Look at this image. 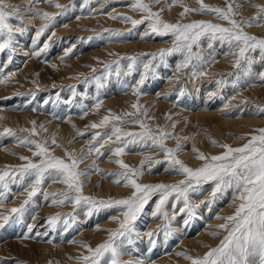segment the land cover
<instances>
[{
	"label": "rangeland",
	"instance_id": "1",
	"mask_svg": "<svg viewBox=\"0 0 264 264\" xmlns=\"http://www.w3.org/2000/svg\"><path fill=\"white\" fill-rule=\"evenodd\" d=\"M7 2L20 6L22 11L17 15L25 17L22 23L28 30L16 35L10 46L14 51L0 52V81H3L0 83V172L6 169L10 172L5 181H0V217H9L7 222L0 218V224H4L0 228V264H85L80 257L90 254L84 245L94 249L107 241L108 230L119 228L126 210L120 205L93 208L83 201L75 204L65 200L59 193H67L69 197L76 193L69 192L58 177L47 173L40 190L29 199L35 177L20 178L19 166L26 163L20 157L27 156L37 163L40 157L33 156L37 150L34 145L22 144L21 139L26 137L45 144L52 155L66 162L70 161L65 150L77 157H86L78 166V171H85L81 177L83 195L108 201L128 198L134 191L123 186V177L109 175L124 171L114 162L117 159L133 168H139L143 161V175L133 177L141 184H175L186 179L175 170L166 171L170 168L167 156L151 140L128 143L124 154L115 156L113 150L132 138L116 141L112 136L108 140L114 125L121 132L144 130L139 124L121 123L111 117L104 126L91 127L110 113L121 116L124 121H143L153 135H158L159 129L171 133L165 147L176 148L179 144L176 157L193 169L204 163L196 158L194 148L208 156L219 155L224 149L211 143L212 140L241 147L257 134L256 129L264 128V114L259 112L264 107V79L260 77L264 72V57L259 48L246 53L253 62L251 72L245 75L234 67L235 53L239 51L236 43L211 40V33H206L192 45L193 56L187 67H179L189 55L186 49L160 56L161 50L167 51L177 44L172 33L163 36L153 33L149 27L152 20L146 19L135 26L124 22L125 16L136 20L145 16L132 9L133 0H89L87 4L84 0H54L64 5L63 9L48 0H37L32 6L39 12L59 13L38 40L36 30L46 21L39 16L31 19L32 13L23 11L29 6L27 0ZM143 2L169 23L205 21L231 27L217 14L206 10L180 15L184 5L199 9L201 0ZM202 3L225 10L231 3L236 13L233 19L237 22L259 16L251 26H242L249 35L264 38V15L252 6H264V0H202ZM10 22L14 31L21 23L14 19ZM45 43L49 47L39 57L32 54ZM241 64L245 67L243 61ZM142 76L145 79L140 84ZM137 88L139 95L134 92ZM97 103L101 105L98 109ZM134 103L142 107L133 109ZM33 121L36 135L22 131L31 129ZM5 128L15 135L5 133ZM96 133L100 135L94 140ZM105 140L107 143L99 147ZM90 146L99 148V152H89ZM4 183H8L7 189ZM192 184L194 187L187 193L192 213L185 207L184 198L177 200L174 193L162 209L167 212L168 220L162 214L153 215L160 193L151 194L133 222V243L129 245L126 237L116 240L117 245H122V264L126 261L191 264L178 253L202 257L220 244L228 232L218 227L226 223L218 217L234 214L240 203L235 198L238 193L235 188H228L214 197V181L199 185L192 181ZM53 200H65V203H53ZM21 205H24L22 212L10 211ZM52 217H57L54 225L49 223ZM29 226H32L30 233ZM232 226L233 222H228L229 230ZM149 232L155 233L151 239ZM109 260L110 253H105L100 264H108Z\"/></svg>",
	"mask_w": 264,
	"mask_h": 264
},
{
	"label": "snow or ice",
	"instance_id": "2",
	"mask_svg": "<svg viewBox=\"0 0 264 264\" xmlns=\"http://www.w3.org/2000/svg\"><path fill=\"white\" fill-rule=\"evenodd\" d=\"M37 0H27L28 7L23 9V11L32 13L31 19H35L39 16L41 19L45 20L41 27L36 30V40L45 32V30L50 26L55 16L59 13H49V12H39L32 5L36 3ZM49 3H54V0H48ZM85 4L89 0H84ZM159 0H150V3H158ZM173 2H179V0H173ZM56 8L63 9L65 6L59 3H54ZM132 9L134 11H141L145 13V16L140 19H132L131 17H122L124 22H131L133 26L144 23V20H152L153 23L149 24L153 33L157 35H167L172 33L175 36L177 44L167 51L161 50L160 56L163 58L165 55L186 49L189 55L186 57L183 64L179 67H187L189 61L192 59V45L196 44L197 41L204 36L206 33H211L210 39L224 42L227 41L229 45L233 42L239 47L238 53H235L236 60L234 67L240 69L245 75L251 72L252 58L247 56L246 53L249 51H255L257 48L260 49L262 57H264V38H258L254 35H249L243 30V26H251L253 22L260 19L259 16H254L251 19L244 20L242 22H237L233 19L236 13L233 11L232 4L229 3L227 9L212 8L210 6L204 5L201 0V7L199 9H192L184 5V12L180 15L183 16L185 13L190 11H209L217 14V16L225 21H227L231 27H223L219 24H212L205 21H195L189 24L169 23L161 19L158 12H153L148 3H144L143 0H133ZM253 7L259 9L261 15H264V6L252 5ZM239 7V5H237ZM22 11L20 6L11 5L7 0H0V52L5 49L14 51L10 46L12 45L17 34L23 35L27 32L28 26L22 23L25 17L17 15ZM163 11V9H161ZM115 19L117 17L112 16ZM20 21V25L13 30V24L10 22L12 20ZM243 25V26H242ZM119 34V33H117ZM147 35V34H146ZM36 40L33 41L35 45ZM183 42V43H180ZM49 45L45 43L43 48L38 51H34L32 54L39 57L41 53L47 50ZM211 47V44L209 45ZM71 51V50H69ZM67 54V53H66ZM197 58H200L197 54ZM132 59L133 62L135 58ZM155 59V56H153ZM244 62L245 67H242L241 62ZM118 63V62H116ZM131 65L129 69L131 70ZM148 65H145L147 70ZM95 71V69H93ZM118 71V70H117ZM204 74V73H201ZM261 79H264V72L260 73ZM145 77L142 76L140 79V84L144 83ZM3 83V81H0ZM138 95L139 89H134ZM100 103L96 104V108L100 107ZM142 107L138 103L132 104L133 109L139 110ZM261 114H264V107L259 109ZM125 115H133V113H125ZM144 115H147V110L145 109ZM114 119L120 121L121 123H136L139 124L142 132H121L120 127L114 125L111 134H108L107 139L111 140L112 136H115L116 141H120L122 137H131L129 141H125L123 146L117 147L113 150V154L117 157L121 156L125 152V148L128 143H135L139 140H151L152 145L161 148L165 155L167 156L170 168L166 169L175 170L186 176L185 180H181L175 184H141L137 182V179L133 177H140L143 175V161L139 168H133L130 165L124 163L122 159H117L114 162L118 164L122 169L121 173L109 174L117 175L123 177L125 187H131L134 191L131 196L125 199L119 200H95L93 197L83 195V185L84 181L81 179L85 175V171H78L79 164L86 158L84 156L77 157L75 153L65 150V155L68 158L66 162L65 159L56 157L52 155L49 148L43 143H38L34 140L28 138H23L20 140L22 144L34 145L37 149L33 152V156L40 157L39 162H33L27 156H21L20 159L26 161L25 164L20 165L18 169V175L21 179L25 175L34 176L35 181L32 186V191L28 193L29 199L35 196L40 190L39 186L43 183L45 179V173L50 177H58L59 182L65 184L69 192L76 193L75 196L69 197L67 193H59L63 195L65 200H72L75 204H80L81 201L92 205L95 207H112L113 205L124 206L126 209L124 211V218L119 222V228L115 231L108 230L110 235L107 241L99 244L96 248H92L85 244L84 247L87 249L90 255H83L80 257L85 264H100L101 258L104 257L105 253H110V260L108 264H122L120 257L123 254L121 252L122 245H117L116 240L120 237H126L128 244L133 243L132 233L134 231L133 222L137 219V216L143 210L145 204L148 203L152 193L159 192V201L156 204V211L153 215L162 214L165 220H168V214L166 211L162 212L163 206L168 201L169 197L174 193L176 194V199L179 200L180 197L184 198L185 207L191 214L193 208L188 204V189L193 188L192 181H195L197 185L201 182L214 181L215 185L213 188V196L215 197L218 192H223L228 188H235L238 195L235 197L240 201L237 205L236 210L233 215L227 217H218V219H224L225 224H221L218 227L224 229L228 234L220 242V244L215 248H210L202 257H192L186 253H178V255L185 256L186 259L191 261V264H264V128L256 129V135H252L246 144L241 147H232L228 144H218L217 141L212 140L211 143L217 145L224 149V151L219 155H205L199 152L198 149H193L197 152V159L204 161L203 165L198 168H191L185 165L180 159L175 155L177 151L180 150V145L177 144L176 148L165 147V140L171 136V133L165 132L163 129H159L158 135H153L148 126L139 120L134 121H124L121 116L111 114L109 116L103 117L99 124L93 123L92 128H99L108 123L109 119ZM170 118V117H169ZM33 127L31 129H23L22 131H29L32 135L37 134V129L35 126V121L32 122ZM41 127H43L41 125ZM173 127L175 125L173 124ZM5 133L10 136H14L15 133L11 129L5 128ZM2 135V134H0ZM83 135V133H81ZM100 133H96L93 137L95 140ZM179 139V138H177ZM186 139V138H185ZM55 137L52 138V143L55 144ZM103 143H100L99 147H103ZM58 147L60 145H57ZM99 152V148L95 146L89 147V152ZM145 159H151V157H145ZM159 163V162H157ZM178 166V167H177ZM95 167L94 165L92 166ZM151 167L149 171H151ZM10 176V172L6 169L0 172V181H5L6 177ZM116 183H121L120 180H116ZM3 187L8 188V183H4ZM57 195L56 193L52 194ZM65 200L55 201L53 203H65ZM25 204L28 203L26 200ZM175 207V205H173ZM24 205H21L19 209L13 208L10 211L13 213L22 212ZM184 209H181L183 211ZM91 215V210L88 213ZM5 222L8 221V216H2ZM57 217H52L49 220L50 224H55ZM228 222H233V226L229 230ZM4 224H0V228H3ZM29 233L32 231V226L28 227ZM155 233L149 232L147 235L151 237ZM218 233H211L215 236ZM123 264H133L132 261L123 262ZM137 264H142V262H137Z\"/></svg>",
	"mask_w": 264,
	"mask_h": 264
},
{
	"label": "bare ground",
	"instance_id": "3",
	"mask_svg": "<svg viewBox=\"0 0 264 264\" xmlns=\"http://www.w3.org/2000/svg\"><path fill=\"white\" fill-rule=\"evenodd\" d=\"M253 122V121H252ZM102 235V234H101Z\"/></svg>",
	"mask_w": 264,
	"mask_h": 264
}]
</instances>
